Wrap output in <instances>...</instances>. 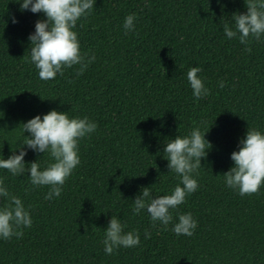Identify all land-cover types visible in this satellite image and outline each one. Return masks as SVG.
Returning <instances> with one entry per match:
<instances>
[{
  "label": "trees",
  "instance_id": "obj_1",
  "mask_svg": "<svg viewBox=\"0 0 264 264\" xmlns=\"http://www.w3.org/2000/svg\"><path fill=\"white\" fill-rule=\"evenodd\" d=\"M17 2L0 0V159L24 147L26 166L39 160L43 170L52 162L24 146L30 133L21 125L51 110L98 127L80 140V164L59 197L45 200L49 188L33 187L30 172L0 169L33 220L22 238H0V264H264V185L240 196L223 177L248 128L264 132V37L251 40L249 53L223 29L228 23L235 30L232 16L247 11L245 0H94L74 30L81 52L96 60L80 76L77 65L48 81L30 60L29 40L46 17ZM130 14L135 30L126 34ZM191 67L201 68L210 90L199 100L187 80ZM194 126L211 144L193 173L198 188L170 210L167 227H152L146 209L133 214V200L143 187L153 197L171 193L180 178L168 168L165 141ZM189 212L198 226L190 237L177 236L172 227ZM112 215L125 232H139V246L105 254Z\"/></svg>",
  "mask_w": 264,
  "mask_h": 264
},
{
  "label": "clouds",
  "instance_id": "obj_2",
  "mask_svg": "<svg viewBox=\"0 0 264 264\" xmlns=\"http://www.w3.org/2000/svg\"><path fill=\"white\" fill-rule=\"evenodd\" d=\"M20 10H30L32 13H43L46 19L38 20L35 32L29 36L31 42L30 60L38 69L41 80L55 79L57 74L63 75L66 68L79 66L76 75L80 76L88 66L96 60L93 54L82 53L78 33L74 30L81 18L91 14L94 0H18ZM245 13H235L232 16L233 26L223 24L227 38L238 36L241 44L247 45L246 52H251V40L260 41L264 37V0H245ZM135 14L125 18L124 29L127 34L135 30ZM13 23H18L12 17ZM90 51V50H89ZM199 67H191L187 71V80L197 100L210 94L203 80L198 76ZM219 87H225L220 81ZM25 135L24 146L37 153H48L52 162L41 170L38 161L26 166L25 148L12 150L7 159H0V169L8 170L13 176H21L30 172V183L33 187L47 186L49 191L45 200H52L62 193L63 185L71 176L73 170L80 164L79 142L89 134L96 131L97 123L88 117L70 118L68 113L51 110L47 114L35 116L26 123L21 124ZM200 126H194L189 135L168 138L163 149L164 158L168 160V168L177 174L180 182L170 194L153 197L150 187H143L141 193L133 200V214L147 210L150 215L152 227L157 222L167 227L173 221L171 209H177L198 188V181L193 173L202 166V159H206L211 147L205 139ZM234 161L227 173L223 174L224 181L229 188L238 191L240 196L258 194L264 185V132L256 128H248L246 137L241 139L239 150L231 154ZM0 198L6 200L0 206V238L10 240L13 236L22 238L24 228L33 224L29 208L22 200L8 191L4 181L0 179ZM30 207V206H29ZM198 222L192 214L181 213L178 222L172 227L177 235L192 236ZM151 238V232L145 230V239ZM104 252L112 255L120 247L133 248L140 244L138 231H124L120 219L112 215L105 229L102 241Z\"/></svg>",
  "mask_w": 264,
  "mask_h": 264
}]
</instances>
